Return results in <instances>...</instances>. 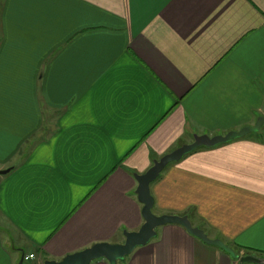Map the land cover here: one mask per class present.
Returning <instances> with one entry per match:
<instances>
[{
    "label": "crops",
    "instance_id": "obj_1",
    "mask_svg": "<svg viewBox=\"0 0 264 264\" xmlns=\"http://www.w3.org/2000/svg\"><path fill=\"white\" fill-rule=\"evenodd\" d=\"M263 115L264 0H0V264L122 243L143 224L134 174ZM150 194L264 259V128L168 165ZM156 232L118 264L238 263Z\"/></svg>",
    "mask_w": 264,
    "mask_h": 264
},
{
    "label": "water",
    "instance_id": "obj_2",
    "mask_svg": "<svg viewBox=\"0 0 264 264\" xmlns=\"http://www.w3.org/2000/svg\"><path fill=\"white\" fill-rule=\"evenodd\" d=\"M264 125V115L256 119L253 126L231 131L225 135L209 137L207 135H194L192 142L184 144L172 152L155 160L152 166L144 174H134L136 189L134 194L142 206L141 216L143 224L135 232H124L122 243H98L80 252L66 255L60 261L44 260L43 264H91L96 260H105L108 264H118L135 249L147 245L157 235L159 227L173 224L182 227L189 235L200 240L205 245L217 248L227 254L239 264H264V259L254 255H238L234 250L219 239H210L199 228L192 226L187 216L156 215L153 213L154 199L150 194V185L156 181L162 171L170 164L179 162L184 156L199 148H214L235 140L258 133ZM10 169L0 171V175H6Z\"/></svg>",
    "mask_w": 264,
    "mask_h": 264
},
{
    "label": "built area",
    "instance_id": "obj_3",
    "mask_svg": "<svg viewBox=\"0 0 264 264\" xmlns=\"http://www.w3.org/2000/svg\"><path fill=\"white\" fill-rule=\"evenodd\" d=\"M33 260H37V258H35V256L32 255V254H27V255H24V256L22 257V261H23L24 263H30V262H32ZM37 264H43V261L39 260V261H37Z\"/></svg>",
    "mask_w": 264,
    "mask_h": 264
},
{
    "label": "trees",
    "instance_id": "obj_4",
    "mask_svg": "<svg viewBox=\"0 0 264 264\" xmlns=\"http://www.w3.org/2000/svg\"><path fill=\"white\" fill-rule=\"evenodd\" d=\"M263 127H264V125L262 126V128H261V130L263 129ZM260 130V131H261ZM229 246V245H228ZM233 250H234V252L236 253V254H238V255H240L241 254V251H243L242 252V255H244V256H246V255H252V252H250V251H248V250H242V249H240V248H237V247H233V246H230ZM259 255V254H258ZM257 255V256H258ZM261 255V254H260ZM260 257V256H259ZM261 258V257H260Z\"/></svg>",
    "mask_w": 264,
    "mask_h": 264
},
{
    "label": "rangeland",
    "instance_id": "obj_5",
    "mask_svg": "<svg viewBox=\"0 0 264 264\" xmlns=\"http://www.w3.org/2000/svg\"><path fill=\"white\" fill-rule=\"evenodd\" d=\"M264 128V127H263ZM241 255V254H240ZM237 264H239V263H237Z\"/></svg>",
    "mask_w": 264,
    "mask_h": 264
}]
</instances>
